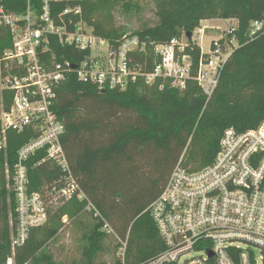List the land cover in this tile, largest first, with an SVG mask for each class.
<instances>
[{
    "label": "built area",
    "instance_id": "1",
    "mask_svg": "<svg viewBox=\"0 0 264 264\" xmlns=\"http://www.w3.org/2000/svg\"><path fill=\"white\" fill-rule=\"evenodd\" d=\"M87 1L26 0L21 13L0 1V153L7 151L10 134L27 137L14 162L4 164L13 201L6 264H14L16 251L26 245L33 229L45 226L52 211L72 200L84 203V211L101 223V231L116 240L115 258L108 264H127L128 237L119 239L88 201L61 145L65 127L54 107L56 90L68 74L74 72L80 82L99 90H124L139 78L146 85L160 80V89L183 90L191 80L207 104L237 47L227 38L234 31L231 24L225 35L210 42L208 53L200 49L197 63L186 52L187 34L165 44L137 36L113 44L83 20ZM260 28L255 23L250 37ZM205 29L199 25L190 41L196 43L194 36ZM54 46L89 53L76 66L58 59ZM147 47L149 72L133 63L139 55L145 66ZM45 163L62 174L32 191L29 174ZM147 211L163 250L143 264H264V121L252 130L224 131L213 161L203 168L186 169L180 158Z\"/></svg>",
    "mask_w": 264,
    "mask_h": 264
},
{
    "label": "trees",
    "instance_id": "2",
    "mask_svg": "<svg viewBox=\"0 0 264 264\" xmlns=\"http://www.w3.org/2000/svg\"><path fill=\"white\" fill-rule=\"evenodd\" d=\"M0 1L15 12L25 9L26 0ZM109 5V0H88L82 14L97 36L115 44L122 36L113 27ZM155 17L154 25L144 26L131 36L165 44L174 37L193 33L202 21L236 22L227 38H233L237 47L207 104L191 80L183 90L160 89V80L146 85L140 78L124 90H99L80 82L72 72L58 86L54 107L65 127L61 145L70 171L114 234L121 240L128 237L127 264H143L163 250L147 208L162 193L180 158L186 169L203 168L213 161L224 131L252 130L264 121V0H159ZM255 23L261 28L250 37ZM146 50L145 66L139 55L133 63L149 72L151 53L149 47ZM54 51L58 59L76 66L89 53L58 46H54ZM200 51L189 40L186 52L194 63ZM9 138L7 151L0 153V264H6L11 254L13 229L9 223L13 201L6 189L4 164H12L18 148L27 141L24 135L10 134ZM148 152L160 156L149 163ZM162 168L165 176L154 184V191L137 199L138 177L158 174ZM61 174L49 163L40 165L29 174L31 190H39L43 181ZM130 205L134 206L132 210L127 208ZM84 207V203L72 200L52 211L47 224L33 229L26 245L16 251L14 264H57L44 247L57 233L48 225L60 222L64 216L73 219ZM95 222L83 236L82 259L85 264H108L115 257L106 263L97 258L110 253L105 244L109 235L101 231L100 222ZM116 248L117 243L113 249Z\"/></svg>",
    "mask_w": 264,
    "mask_h": 264
},
{
    "label": "rangeland",
    "instance_id": "3",
    "mask_svg": "<svg viewBox=\"0 0 264 264\" xmlns=\"http://www.w3.org/2000/svg\"><path fill=\"white\" fill-rule=\"evenodd\" d=\"M109 1L110 15L112 18L111 22L113 23L115 31L122 37L131 36L142 27L152 26L156 23L155 5L159 0ZM200 26H207V29H205L203 34L195 35L194 38L203 53H208L212 40L221 38L222 35H225L230 29L228 28L229 25L222 20L202 21ZM235 26L236 22L233 21L230 27L233 28ZM158 156L160 155L155 152H148L146 160L149 163H153ZM144 176L145 177H138L140 181L135 194L137 199L154 191V184L160 182L165 176V168H162L158 174L152 173ZM133 207V205H130L127 208L132 210ZM10 220L11 214H9V223ZM95 224V219L91 214L85 211L81 212L79 216L73 219L64 216L60 222L51 223V225L48 226L56 228L57 233L54 238L46 242L44 247L47 253L57 264H85V261L82 259V249L84 245L83 236L90 232ZM105 244L109 246L110 253L99 256L97 258L98 262L106 263L115 256V250L113 249L116 245L115 241L109 236L105 239Z\"/></svg>",
    "mask_w": 264,
    "mask_h": 264
},
{
    "label": "water",
    "instance_id": "4",
    "mask_svg": "<svg viewBox=\"0 0 264 264\" xmlns=\"http://www.w3.org/2000/svg\"><path fill=\"white\" fill-rule=\"evenodd\" d=\"M225 23H226L227 25H230V21H225ZM186 36H187V38L190 40L191 37H192V33H188Z\"/></svg>",
    "mask_w": 264,
    "mask_h": 264
},
{
    "label": "crops",
    "instance_id": "5",
    "mask_svg": "<svg viewBox=\"0 0 264 264\" xmlns=\"http://www.w3.org/2000/svg\"><path fill=\"white\" fill-rule=\"evenodd\" d=\"M232 23V22H231Z\"/></svg>",
    "mask_w": 264,
    "mask_h": 264
}]
</instances>
